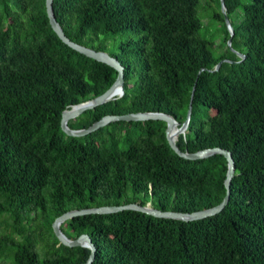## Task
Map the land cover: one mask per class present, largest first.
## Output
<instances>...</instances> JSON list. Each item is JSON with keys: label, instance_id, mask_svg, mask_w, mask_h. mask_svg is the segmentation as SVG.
<instances>
[{"label": "trees", "instance_id": "16d2710c", "mask_svg": "<svg viewBox=\"0 0 264 264\" xmlns=\"http://www.w3.org/2000/svg\"><path fill=\"white\" fill-rule=\"evenodd\" d=\"M202 1L209 0H54L68 37L125 66L124 95L71 119V128L140 111L168 113L181 126L196 86L177 144L228 149L236 166L229 203L214 216L184 221L125 209L65 221L69 238H92L91 264H264V0H224L232 46L244 58L213 54L200 34ZM117 77L59 37L46 0H0V264L87 261L90 247L67 246L54 232L70 210L136 202L194 212L225 197V155L180 156L164 120L65 133L64 110L103 94ZM40 240L51 256L39 251Z\"/></svg>", "mask_w": 264, "mask_h": 264}, {"label": "water", "instance_id": "95a60500", "mask_svg": "<svg viewBox=\"0 0 264 264\" xmlns=\"http://www.w3.org/2000/svg\"><path fill=\"white\" fill-rule=\"evenodd\" d=\"M222 1L223 11L225 15L226 22L228 26L231 28L232 37L234 36V30L231 25L230 19L228 17L225 1ZM46 6H47V12L50 19V23L53 27V29L56 31V33L59 35V37L67 43L72 48L80 51L81 53L86 54L89 57H92L94 59H97L99 61L105 62L114 68L118 70V77L116 81L113 83V85L106 90L103 94L94 97L93 99L87 100L85 102L79 103L74 105L71 109H66L63 112L62 115V129L65 131L66 134L71 136H85L87 134H90L106 125H108L111 122L119 121V120H164L167 122V139L171 145V147L182 157H185L187 159L197 160V159H204L208 158L210 156L216 155V154H223L228 160L229 167L227 172V177L225 180V186H226V195L223 198V200L216 206H213L211 208L197 210L194 212H182V211H174V210H162L155 207H152L150 204L147 205H141L136 202L127 203V204H121V205H102L97 207H87L82 209H74L67 211L56 218V220L53 223V229L59 240L70 247H77V246H86L91 248V254L87 261L79 263V264H91L95 258L97 253V247L95 243L93 242L92 238L84 233L80 235L76 239L69 238L62 230L61 225L67 221L68 219H71L75 216L79 215H86V214H93V213H114L118 211H122L125 209H134L139 210L157 217H164V218H173V219H180L184 221H194V220H200L204 219L210 216H214L227 206L230 200L231 196V184L232 179L235 174V159L233 157V154L230 150L224 149L222 147H210V148H204L195 152H190L188 150L184 151L182 150L178 144H177V138L176 136L178 133H185L192 114V107H193V98H194V92L195 88L193 89L192 93V99L188 111V116L185 122L179 126V122L177 119L164 112L159 111H145V112H131L126 114H108L102 117L100 120L94 122L91 126L88 128H80V129H74L69 126V121L75 117L80 116L82 113L89 109H94L99 105H102L106 102H109L113 99H116L118 97H121L124 95V85H125V66L121 63V61L111 55L108 51L105 50H97L92 47L80 44L74 40H72L68 35L65 33L62 25L57 20V17L54 12V0H46ZM241 57H245V54L239 53ZM224 60L220 61L213 70H218L220 66L222 65Z\"/></svg>", "mask_w": 264, "mask_h": 264}, {"label": "rangeland", "instance_id": "374dc122", "mask_svg": "<svg viewBox=\"0 0 264 264\" xmlns=\"http://www.w3.org/2000/svg\"><path fill=\"white\" fill-rule=\"evenodd\" d=\"M206 2L207 1H202L199 7V12L204 17L203 26L200 31L201 36L210 42V49L216 57L223 56L229 50L233 51L238 57H240V48H235L232 46V33L231 35H228L224 21L220 20L218 17L224 15L223 6L219 4L218 0H209L208 3ZM203 5H206V9H203ZM229 29L231 32L230 27ZM98 45L99 43L96 42V46ZM46 250L47 249L44 246V241L40 240L39 251L42 254L51 256V253L47 252Z\"/></svg>", "mask_w": 264, "mask_h": 264}, {"label": "bare ground", "instance_id": "6f19581e", "mask_svg": "<svg viewBox=\"0 0 264 264\" xmlns=\"http://www.w3.org/2000/svg\"><path fill=\"white\" fill-rule=\"evenodd\" d=\"M178 135H179V133L176 136H178Z\"/></svg>", "mask_w": 264, "mask_h": 264}]
</instances>
